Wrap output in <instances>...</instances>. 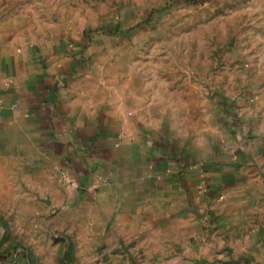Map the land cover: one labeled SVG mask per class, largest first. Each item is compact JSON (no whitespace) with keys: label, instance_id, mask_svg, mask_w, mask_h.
Returning a JSON list of instances; mask_svg holds the SVG:
<instances>
[{"label":"rangeland","instance_id":"374dc122","mask_svg":"<svg viewBox=\"0 0 264 264\" xmlns=\"http://www.w3.org/2000/svg\"><path fill=\"white\" fill-rule=\"evenodd\" d=\"M8 42L72 48L105 99L134 96L198 155L232 161L242 127L264 135V0H0ZM6 197L0 264H264V243L245 240L251 228L230 237L206 212L149 239L76 226L79 211L64 203L34 211Z\"/></svg>","mask_w":264,"mask_h":264},{"label":"crops","instance_id":"0c3cea01","mask_svg":"<svg viewBox=\"0 0 264 264\" xmlns=\"http://www.w3.org/2000/svg\"><path fill=\"white\" fill-rule=\"evenodd\" d=\"M7 44L0 46L5 202L15 196L34 211L64 203L79 211L76 226L139 230L149 239L182 231L206 212L230 237L251 228L245 240L264 243V135L250 139L242 127L232 161L198 155L136 109L134 96L116 91L105 99L103 81H91L72 48ZM60 172L73 186L63 185Z\"/></svg>","mask_w":264,"mask_h":264},{"label":"built area","instance_id":"2783aa9c","mask_svg":"<svg viewBox=\"0 0 264 264\" xmlns=\"http://www.w3.org/2000/svg\"><path fill=\"white\" fill-rule=\"evenodd\" d=\"M59 179L63 183V185L67 188L73 186L74 184L73 180L67 174H65V172L59 173Z\"/></svg>","mask_w":264,"mask_h":264}]
</instances>
